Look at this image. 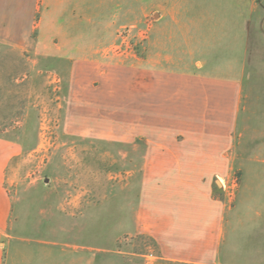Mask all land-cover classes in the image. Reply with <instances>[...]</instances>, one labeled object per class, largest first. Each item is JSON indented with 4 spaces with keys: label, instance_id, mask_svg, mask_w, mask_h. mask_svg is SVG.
Instances as JSON below:
<instances>
[{
    "label": "rangeland",
    "instance_id": "obj_1",
    "mask_svg": "<svg viewBox=\"0 0 264 264\" xmlns=\"http://www.w3.org/2000/svg\"><path fill=\"white\" fill-rule=\"evenodd\" d=\"M259 1L105 0L103 14L62 38L37 39L36 51L0 43V195L9 203L2 256L22 253L19 264H38L48 254L58 260L87 257L88 264H157L152 241L133 229L142 148L64 132L76 58L221 77L243 74L249 129L239 148L254 159L242 166L243 174L264 176ZM233 177H239L236 169ZM252 206L241 213L243 222L262 223L264 206ZM261 236L256 248L264 258V229ZM241 238L244 251L254 249V240Z\"/></svg>",
    "mask_w": 264,
    "mask_h": 264
},
{
    "label": "crops",
    "instance_id": "obj_2",
    "mask_svg": "<svg viewBox=\"0 0 264 264\" xmlns=\"http://www.w3.org/2000/svg\"><path fill=\"white\" fill-rule=\"evenodd\" d=\"M104 6L105 0H0V43L36 51L37 39L62 38L103 14ZM255 12L256 38L264 42L262 0ZM70 69L64 132L142 148L133 229L152 241L157 264L264 259L256 248L264 221L246 224L241 216L253 203L264 206V176H245L242 169L254 160L239 148L249 129L243 74L211 76L86 58L73 59ZM8 213V200L0 195V264H19L22 253L2 256ZM240 235L254 240V249L244 251ZM60 258L44 255L38 264H88L87 257Z\"/></svg>",
    "mask_w": 264,
    "mask_h": 264
}]
</instances>
